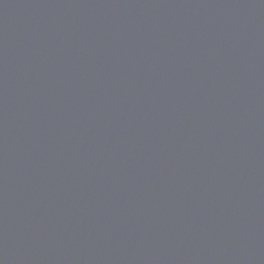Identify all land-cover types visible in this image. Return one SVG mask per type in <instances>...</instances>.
Wrapping results in <instances>:
<instances>
[{
	"label": "water",
	"instance_id": "1",
	"mask_svg": "<svg viewBox=\"0 0 264 264\" xmlns=\"http://www.w3.org/2000/svg\"><path fill=\"white\" fill-rule=\"evenodd\" d=\"M0 264H264V0H0Z\"/></svg>",
	"mask_w": 264,
	"mask_h": 264
}]
</instances>
